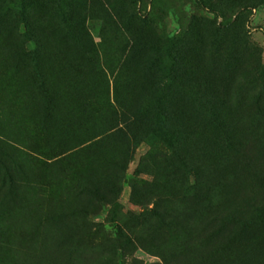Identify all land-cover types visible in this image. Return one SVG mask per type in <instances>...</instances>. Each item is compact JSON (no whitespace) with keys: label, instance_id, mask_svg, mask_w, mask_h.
<instances>
[{"label":"rangeland","instance_id":"1","mask_svg":"<svg viewBox=\"0 0 264 264\" xmlns=\"http://www.w3.org/2000/svg\"><path fill=\"white\" fill-rule=\"evenodd\" d=\"M0 264H264V0H0Z\"/></svg>","mask_w":264,"mask_h":264}]
</instances>
